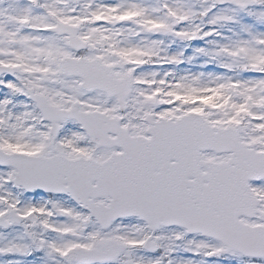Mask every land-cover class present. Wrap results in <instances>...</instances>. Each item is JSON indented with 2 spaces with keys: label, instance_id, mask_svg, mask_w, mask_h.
I'll return each mask as SVG.
<instances>
[{
  "label": "snow or ice",
  "instance_id": "obj_1",
  "mask_svg": "<svg viewBox=\"0 0 264 264\" xmlns=\"http://www.w3.org/2000/svg\"><path fill=\"white\" fill-rule=\"evenodd\" d=\"M0 264H264V0H0Z\"/></svg>",
  "mask_w": 264,
  "mask_h": 264
}]
</instances>
